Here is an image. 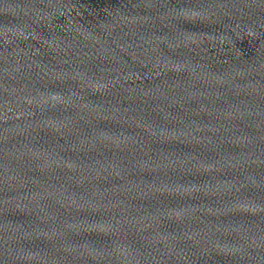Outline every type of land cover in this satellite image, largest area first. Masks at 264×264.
I'll list each match as a JSON object with an SVG mask.
<instances>
[{
    "label": "water",
    "instance_id": "95a60500",
    "mask_svg": "<svg viewBox=\"0 0 264 264\" xmlns=\"http://www.w3.org/2000/svg\"><path fill=\"white\" fill-rule=\"evenodd\" d=\"M0 264H264V0H0Z\"/></svg>",
    "mask_w": 264,
    "mask_h": 264
}]
</instances>
